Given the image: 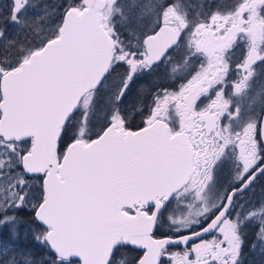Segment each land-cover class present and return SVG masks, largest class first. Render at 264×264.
Wrapping results in <instances>:
<instances>
[{
    "label": "snow or ice",
    "instance_id": "6c2138e0",
    "mask_svg": "<svg viewBox=\"0 0 264 264\" xmlns=\"http://www.w3.org/2000/svg\"><path fill=\"white\" fill-rule=\"evenodd\" d=\"M264 0H0V264H264Z\"/></svg>",
    "mask_w": 264,
    "mask_h": 264
},
{
    "label": "rangeland",
    "instance_id": "374dc122",
    "mask_svg": "<svg viewBox=\"0 0 264 264\" xmlns=\"http://www.w3.org/2000/svg\"><path fill=\"white\" fill-rule=\"evenodd\" d=\"M260 197L261 196L256 197V198H260ZM260 261H261V257L258 253H251L249 251H246L245 257H244L245 264H260Z\"/></svg>",
    "mask_w": 264,
    "mask_h": 264
},
{
    "label": "flooded vegetation",
    "instance_id": "af4514ba",
    "mask_svg": "<svg viewBox=\"0 0 264 264\" xmlns=\"http://www.w3.org/2000/svg\"><path fill=\"white\" fill-rule=\"evenodd\" d=\"M264 192V181L257 182L254 187L253 192L251 193L254 197H259ZM250 194V195H251Z\"/></svg>",
    "mask_w": 264,
    "mask_h": 264
},
{
    "label": "trees",
    "instance_id": "16d2710c",
    "mask_svg": "<svg viewBox=\"0 0 264 264\" xmlns=\"http://www.w3.org/2000/svg\"><path fill=\"white\" fill-rule=\"evenodd\" d=\"M262 194H264V192L262 193ZM253 196V195H252ZM262 196V195H261ZM256 198V197H255Z\"/></svg>",
    "mask_w": 264,
    "mask_h": 264
}]
</instances>
